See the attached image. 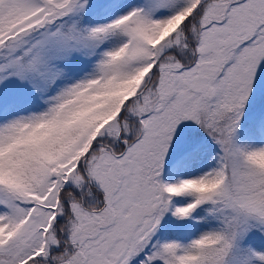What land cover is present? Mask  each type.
Masks as SVG:
<instances>
[{
  "label": "snow or ice",
  "instance_id": "obj_1",
  "mask_svg": "<svg viewBox=\"0 0 264 264\" xmlns=\"http://www.w3.org/2000/svg\"><path fill=\"white\" fill-rule=\"evenodd\" d=\"M0 264H264V0H0Z\"/></svg>",
  "mask_w": 264,
  "mask_h": 264
}]
</instances>
